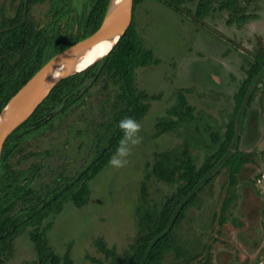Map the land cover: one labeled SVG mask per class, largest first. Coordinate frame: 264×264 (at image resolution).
Here are the masks:
<instances>
[{
    "label": "rangeland",
    "instance_id": "rangeland-1",
    "mask_svg": "<svg viewBox=\"0 0 264 264\" xmlns=\"http://www.w3.org/2000/svg\"><path fill=\"white\" fill-rule=\"evenodd\" d=\"M68 1L67 14L57 22L49 1L28 7L27 0H0V31L6 20L19 15L34 34L59 46L77 34L79 20L91 6V0ZM224 1L143 0L135 6L138 36L159 62L134 74L137 92L148 96V111L138 122L141 143L125 167L108 163L89 182L86 205L65 202L59 214L43 221L41 228L49 226L46 238L57 255L68 254L72 264H113V254L125 258L138 247L139 237L152 231V226L140 229L139 224L143 183L144 211H155L154 221L182 186L180 173L168 184L152 175L153 166L162 162L173 169L189 162L199 170L211 161L213 168L190 195L193 202L171 232L173 250L164 253L161 264H264V0L250 6L238 0L249 16L241 25L236 16L220 10ZM200 3L206 7L201 19ZM20 58L2 52L0 69H13ZM254 65H262V71L236 110V95ZM118 93V85L94 86L82 111L48 137L28 142V152L35 156L14 164L22 176L29 172L35 199L71 185L95 158L97 147L107 146L111 131L94 126L112 117L111 102ZM231 123L233 139L218 158ZM231 159L241 163L233 186L232 166H226ZM25 208L19 204L13 214L23 215ZM32 231L24 226L9 249L6 243L1 264L36 260Z\"/></svg>",
    "mask_w": 264,
    "mask_h": 264
},
{
    "label": "trees",
    "instance_id": "trees-1",
    "mask_svg": "<svg viewBox=\"0 0 264 264\" xmlns=\"http://www.w3.org/2000/svg\"><path fill=\"white\" fill-rule=\"evenodd\" d=\"M44 1H49L51 13L54 19H58L57 22L67 14L68 0H27L26 5L29 7ZM142 1L134 0L133 11L135 6ZM255 1L257 0H245L248 6ZM108 4L109 0H91L89 12L79 20L77 34L68 37L59 46H53L51 40L46 39L45 35L34 34L19 15L6 20L3 30L0 31V60L2 52L9 55L19 54L21 58L13 69H0V112L11 97L52 57L92 35L101 25ZM205 9L206 7L204 8L200 3L197 10L199 19L205 16ZM220 10H227L231 16H236L237 24L241 25L249 20L245 10L239 7L238 0L224 1ZM177 11V8L174 9V12L177 13ZM158 63L152 51L143 47L132 18L122 38L103 59L85 71L61 81L36 108L31 117L8 137L0 160V255L6 243L8 242L9 249L10 243L23 227L27 226L33 229L30 239L37 258L32 263L26 264H72L68 254L62 258L49 246L46 238L49 226L42 229V223L49 215L59 214L65 202H72L78 208L86 205L90 196L89 182L108 165L122 136L118 122L125 117H132L139 122L148 111L149 106L145 103L148 96L136 90L135 71L138 68ZM262 68V65H254L248 73L247 79L236 95V110L241 108L250 86ZM101 84L104 88L109 85L119 87L118 95L111 102L112 117L107 121L97 122L94 126V129L107 127L111 131L107 146L97 147L95 158L71 185L59 193L52 191L43 200L35 199L31 186L32 179L28 177L29 172L25 177L22 176L15 164H18L20 160L34 157V153L28 152V142L46 138L57 131L60 124L83 110L91 89ZM181 103L185 104L183 97H181ZM186 111L187 114L191 112L190 109ZM233 134L234 124L231 123L226 142L217 153L218 158L225 154L233 139ZM232 161L231 159L226 162V166H232L231 186L235 185L234 175L241 166L240 162L233 164ZM188 165L189 162L182 167L169 169L162 162H157L153 166L152 175L168 184L174 183L176 175L180 173L178 178L182 181V186L163 204L158 212V219L154 221L155 211H144L143 203H145L147 187L143 183L140 201L142 204L137 207L139 224L140 229L144 225L152 226V231L146 235L142 233L143 235L138 240V247L133 249V252L127 253L125 258L121 259L113 254L115 258L113 264H161L164 253L173 250L171 232L183 220L187 209L193 202L194 195H190L213 168L211 161L199 170H195L194 167L190 168ZM150 177L151 175H147L146 180ZM35 200L39 202L33 204ZM19 204L27 208L24 209L23 215L17 216L13 214V211Z\"/></svg>",
    "mask_w": 264,
    "mask_h": 264
},
{
    "label": "water",
    "instance_id": "water-1",
    "mask_svg": "<svg viewBox=\"0 0 264 264\" xmlns=\"http://www.w3.org/2000/svg\"><path fill=\"white\" fill-rule=\"evenodd\" d=\"M134 0H109L106 14L99 28L86 39L61 51L41 67L25 85L7 102L0 112V160L8 137L34 113L50 92L63 80L81 73L103 59L128 29ZM111 45V49L99 61L89 65L92 53ZM45 93L31 113L23 117L31 100L39 89Z\"/></svg>",
    "mask_w": 264,
    "mask_h": 264
},
{
    "label": "clouds",
    "instance_id": "clouds-1",
    "mask_svg": "<svg viewBox=\"0 0 264 264\" xmlns=\"http://www.w3.org/2000/svg\"><path fill=\"white\" fill-rule=\"evenodd\" d=\"M122 136L119 140L118 146L109 159V165L115 169L125 167L132 154L133 148L141 143V125L132 117H125L118 122Z\"/></svg>",
    "mask_w": 264,
    "mask_h": 264
},
{
    "label": "bare ground",
    "instance_id": "bare-ground-1",
    "mask_svg": "<svg viewBox=\"0 0 264 264\" xmlns=\"http://www.w3.org/2000/svg\"><path fill=\"white\" fill-rule=\"evenodd\" d=\"M111 49V45L102 47L95 51V53H92L89 59V65L99 61L103 56H105L108 51ZM46 88L39 89L33 99L31 100L30 104L28 105L26 111L24 112L23 117L28 116L31 111L33 110L35 104L39 101V99L42 97V95L45 93Z\"/></svg>",
    "mask_w": 264,
    "mask_h": 264
}]
</instances>
